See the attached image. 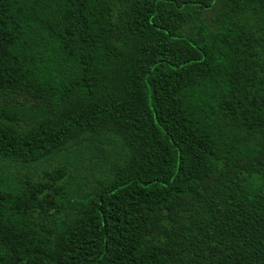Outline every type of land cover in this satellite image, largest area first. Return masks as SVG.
<instances>
[{
    "label": "trees",
    "instance_id": "1",
    "mask_svg": "<svg viewBox=\"0 0 264 264\" xmlns=\"http://www.w3.org/2000/svg\"><path fill=\"white\" fill-rule=\"evenodd\" d=\"M0 264H264V0H0Z\"/></svg>",
    "mask_w": 264,
    "mask_h": 264
}]
</instances>
